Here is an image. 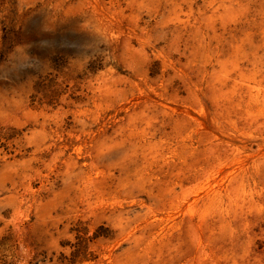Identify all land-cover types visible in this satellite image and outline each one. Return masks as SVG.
Instances as JSON below:
<instances>
[{
	"label": "rangeland",
	"instance_id": "374dc122",
	"mask_svg": "<svg viewBox=\"0 0 264 264\" xmlns=\"http://www.w3.org/2000/svg\"><path fill=\"white\" fill-rule=\"evenodd\" d=\"M136 1L0 0V264H264V0Z\"/></svg>",
	"mask_w": 264,
	"mask_h": 264
},
{
	"label": "bare ground",
	"instance_id": "6f19581e",
	"mask_svg": "<svg viewBox=\"0 0 264 264\" xmlns=\"http://www.w3.org/2000/svg\"><path fill=\"white\" fill-rule=\"evenodd\" d=\"M116 1L117 4L112 5L110 0L107 4H104L103 0H57L54 5L57 11H53V15L57 16L56 21L58 23L70 21L84 27H92L93 23L102 24L104 26L103 31H92L89 33L88 45L95 50L103 49L107 58L115 61L125 54V49L129 46L127 42H130V39L125 37V27L114 15L125 13L135 8L141 9L149 17L153 16L140 1ZM154 1L160 4L164 13L167 12L166 14H168L169 7L165 0ZM128 37H134L139 40L134 34L132 36L128 35ZM135 86L139 92L143 91L139 84H135Z\"/></svg>",
	"mask_w": 264,
	"mask_h": 264
}]
</instances>
